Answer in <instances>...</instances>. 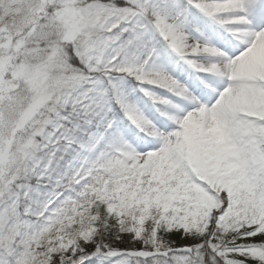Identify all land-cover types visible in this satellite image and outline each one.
<instances>
[{
  "label": "snow or ice",
  "instance_id": "obj_1",
  "mask_svg": "<svg viewBox=\"0 0 264 264\" xmlns=\"http://www.w3.org/2000/svg\"><path fill=\"white\" fill-rule=\"evenodd\" d=\"M0 264H264V0H0Z\"/></svg>",
  "mask_w": 264,
  "mask_h": 264
}]
</instances>
